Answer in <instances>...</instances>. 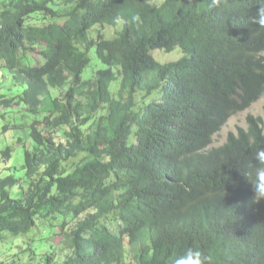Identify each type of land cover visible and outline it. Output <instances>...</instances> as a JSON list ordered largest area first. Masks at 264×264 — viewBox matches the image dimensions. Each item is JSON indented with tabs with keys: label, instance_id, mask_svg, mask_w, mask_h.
I'll use <instances>...</instances> for the list:
<instances>
[{
	"label": "trees",
	"instance_id": "1",
	"mask_svg": "<svg viewBox=\"0 0 264 264\" xmlns=\"http://www.w3.org/2000/svg\"><path fill=\"white\" fill-rule=\"evenodd\" d=\"M211 4L0 0V67L22 88L0 106L35 115L20 175L0 157V264H178L189 248L264 264V199L242 173L264 117L211 146L264 96V0ZM91 51L103 67L82 78Z\"/></svg>",
	"mask_w": 264,
	"mask_h": 264
},
{
	"label": "rangeland",
	"instance_id": "2",
	"mask_svg": "<svg viewBox=\"0 0 264 264\" xmlns=\"http://www.w3.org/2000/svg\"><path fill=\"white\" fill-rule=\"evenodd\" d=\"M120 25L122 26L121 22ZM97 26L94 27V30L97 29ZM119 28V25L115 28L105 26L103 31L106 32L109 37L112 35L114 30ZM89 35L92 36L93 32L90 31ZM156 51H154V56L160 62L172 61L178 57V54L176 53L167 54L162 51ZM89 58V65L83 71L82 78L90 77L96 69L103 67V64L96 59L92 51L89 53ZM115 83L116 82L112 83L113 89L115 88ZM21 90V87H18L12 83L11 74L8 69L5 67H0V94L17 95ZM46 103L47 100L45 99L43 101V105ZM263 112L264 96L251 104L247 109L231 116L225 125H223L222 128L213 136L212 145L218 146L222 144L226 140L228 133L236 131L238 126L246 127L245 118L248 114L263 115ZM39 116H41V114ZM34 117V114H30L25 110V107L22 103L8 108L0 106V157L2 156V151H4L6 147H11V158L7 161L6 166H11L16 175H20L21 165L24 161L25 149L32 150L35 146V142L30 136L29 127ZM44 230L45 229L41 228L40 233H43ZM34 244L37 248L40 247L39 242H35Z\"/></svg>",
	"mask_w": 264,
	"mask_h": 264
},
{
	"label": "clouds",
	"instance_id": "3",
	"mask_svg": "<svg viewBox=\"0 0 264 264\" xmlns=\"http://www.w3.org/2000/svg\"><path fill=\"white\" fill-rule=\"evenodd\" d=\"M219 4H220V0H212L211 6H218ZM134 19L136 21L140 20L139 16L134 17ZM235 114H233V115H235ZM260 116L264 117V112H263V115H260ZM229 118H228V120H229ZM245 121H246V118H245ZM242 128H247V123H246V127H242ZM235 132L236 131H234L233 133H235ZM211 146L213 147L212 142H211ZM255 165L256 166H255V178L254 179L251 177V173H249L248 171H242V173L244 174V176L248 179V181L252 185V190L254 192L253 201H260V200L264 199V151H260V152L256 153V155H255ZM250 167H252L251 164H250ZM178 264H203V261L201 259V254H200L199 251H196V250H193V249L189 248V249L186 250V252L184 254V258L181 259L180 261H178Z\"/></svg>",
	"mask_w": 264,
	"mask_h": 264
}]
</instances>
